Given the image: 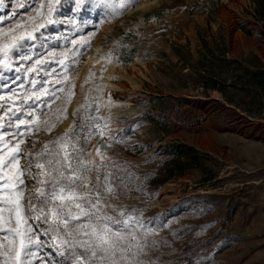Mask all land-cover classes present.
<instances>
[{
  "label": "rangeland",
  "instance_id": "obj_1",
  "mask_svg": "<svg viewBox=\"0 0 264 264\" xmlns=\"http://www.w3.org/2000/svg\"><path fill=\"white\" fill-rule=\"evenodd\" d=\"M143 1L112 12L101 7L100 0H91L77 12L74 0H62L52 18L63 23L40 30L43 37L29 50L33 61L15 59L11 71L0 68V85H4L0 105L5 110L27 107L24 99L34 91L41 101L29 104H49L48 94L40 91L41 82L47 81L43 87L49 92L63 89L44 114L37 113L40 129L33 125L20 145L32 154L31 175L39 172L36 154L73 125L80 127L82 117H90L86 124H99L104 130L103 138L95 127L80 133V144L92 154L88 159L99 161L97 147L109 158L100 168L102 176L112 172L118 161L138 171L159 169L160 150L173 143L188 144L204 155L202 163L216 179L206 181L207 175L193 169L175 176L145 200L120 197L114 190L104 194L112 206L106 209L109 214L124 210L144 225L138 230L141 249L134 259L139 264H170L190 244L216 239L212 253L195 264H264V113L250 116L228 104L218 91L206 88L208 76L231 79L234 66L223 58L253 70L264 68V0H159L129 15ZM112 2L120 4V0ZM20 3L26 7H18ZM47 3L4 0L0 17L12 16L14 9L16 16L0 20V42L10 39V32L20 35L45 23ZM51 51L55 54L47 55ZM91 56L101 62L93 64L79 83ZM37 58L41 64L36 71L27 72ZM110 69L115 72L107 76ZM17 76L20 79L13 82ZM31 79L37 80L35 88ZM21 81L24 86L17 87ZM72 107L75 122L63 131ZM43 121H48L50 131L44 130ZM0 122L7 127L8 116ZM89 131L92 135L86 141ZM8 142L6 136L0 147ZM95 174V169L89 173ZM39 187L36 181L29 182L25 199ZM145 192L150 194L151 189ZM30 223L42 231L36 221ZM40 239L45 244L31 264H74L73 256L60 255L62 250L49 236ZM0 264H4L2 256Z\"/></svg>",
  "mask_w": 264,
  "mask_h": 264
},
{
  "label": "snow or ice",
  "instance_id": "obj_2",
  "mask_svg": "<svg viewBox=\"0 0 264 264\" xmlns=\"http://www.w3.org/2000/svg\"><path fill=\"white\" fill-rule=\"evenodd\" d=\"M90 2L91 0H74L73 7L80 12L83 6ZM3 3L4 0H0V6ZM61 3L62 0H48V19L45 23L34 24L32 31H25L20 35L10 32V39L0 42V68L11 71L15 59L21 62L33 61V54L29 50L35 47V41L43 37L40 30L49 25L63 23L52 18L56 6ZM138 3L139 0H120L117 6L112 0H100V6L112 12H116L117 7L126 9ZM18 7L23 8L26 5L20 3ZM44 7L43 3L39 5V9ZM15 16L14 9L12 16L0 17V20H12ZM68 23L74 21L69 20ZM16 27H20L19 21L16 22ZM2 31L0 29V32ZM54 54V51L47 53ZM60 63L63 64V61ZM40 64L41 59L37 58L26 71L34 72ZM15 71L19 73L20 68L17 67ZM19 79L18 76L14 77L13 82ZM30 83L35 88L37 80L31 79ZM45 83L47 81L41 82L40 91L48 94L47 105L44 102L28 103L31 100L41 101L40 94L35 91L31 96L25 97L24 104L27 107L15 110L9 107L5 110L0 105V110H3L0 121H3L4 116H8L7 127L0 122V142H3L6 136L9 141L0 147V241H7L0 242V256L4 258V264H31V258L38 257L45 244V241L40 239L41 236H49L54 245L62 250L60 255L71 254L74 264H139L134 258L141 249L138 230L144 225L124 210L114 214L106 211L112 208L106 202L104 194H111L114 190L111 183L113 173L105 172L102 176L100 168L106 165L109 158L97 147L95 155L100 158L99 161L95 158L88 159L92 154L86 153L85 147L80 144V133L85 127H95L103 138L104 130L99 124H86L91 118L82 117L79 128L73 125L63 135L45 144L35 158V168L39 172L31 175L32 154L24 152L20 145L26 142V133L33 131V125L36 130L40 129V125L36 124L37 113L44 114L51 100L58 98L56 92L63 91L54 89L49 92V89L43 87ZM23 86L22 81L17 85ZM9 91L14 92L11 87ZM0 99L4 97L0 96ZM96 110L99 111V108ZM42 123L44 130H51L48 121ZM91 135L92 132L89 131L85 140ZM25 158H28L27 162L21 164L20 160ZM93 169L96 170L94 177L89 175ZM31 181H36L40 187L36 194L29 192L26 200L25 189ZM5 208L8 209L7 218L4 216ZM33 220L42 227V231H38L36 226L30 223ZM78 248L83 251H77Z\"/></svg>",
  "mask_w": 264,
  "mask_h": 264
},
{
  "label": "trees",
  "instance_id": "obj_3",
  "mask_svg": "<svg viewBox=\"0 0 264 264\" xmlns=\"http://www.w3.org/2000/svg\"><path fill=\"white\" fill-rule=\"evenodd\" d=\"M223 60L225 64L234 66L231 79L219 81L217 77L208 76L206 88L218 91L228 104L241 108L244 113L253 117L262 116L264 113V68L253 70L241 66L237 61L226 58ZM238 95L241 97L236 98ZM154 121L164 124L160 120L154 119ZM158 156L163 157L161 168L146 171H138L122 161L116 162L111 172L114 192L120 197L145 200L144 197L153 195L175 176L185 175L193 169L207 175L206 181L216 179L208 174V168L202 163L204 155L188 144H170L160 150ZM147 189H151L150 194L145 192ZM215 240L206 239L190 244L188 249L179 251L178 257L170 264H195L197 260L202 259V255H207L214 249Z\"/></svg>",
  "mask_w": 264,
  "mask_h": 264
},
{
  "label": "bare ground",
  "instance_id": "obj_4",
  "mask_svg": "<svg viewBox=\"0 0 264 264\" xmlns=\"http://www.w3.org/2000/svg\"><path fill=\"white\" fill-rule=\"evenodd\" d=\"M158 2H159V0H144L141 4L133 6L129 11V15L132 13L144 11L145 9L154 6ZM99 62H101L99 60V58L92 57V56L89 58V61H87V64L81 73L79 83H81V81H83L84 78L86 77V75L89 73V68L92 67L93 64H95V63L99 64ZM112 69L108 70L107 76H110L115 72ZM74 113H75V108L72 107L71 111H70L69 118L67 119L66 123L63 125V128H62L63 131L67 130L72 124H74V122H75V115H73Z\"/></svg>",
  "mask_w": 264,
  "mask_h": 264
}]
</instances>
